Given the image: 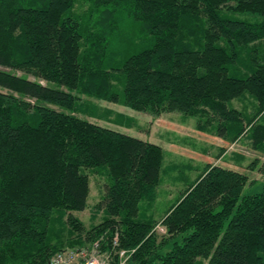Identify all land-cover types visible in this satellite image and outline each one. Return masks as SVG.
Here are the masks:
<instances>
[{"label": "trees", "instance_id": "1", "mask_svg": "<svg viewBox=\"0 0 264 264\" xmlns=\"http://www.w3.org/2000/svg\"><path fill=\"white\" fill-rule=\"evenodd\" d=\"M243 15L264 17V0H0V264H49L115 237L135 251L126 264H264V187L242 196L247 175L207 164L155 220L140 211L158 197L160 146L23 99L83 112L75 92L178 112L201 132L216 122L231 144L251 132L259 148L264 21ZM247 94L258 111L245 123L230 104ZM87 171L108 180L90 229L75 215L88 207Z\"/></svg>", "mask_w": 264, "mask_h": 264}, {"label": "rangeland", "instance_id": "2", "mask_svg": "<svg viewBox=\"0 0 264 264\" xmlns=\"http://www.w3.org/2000/svg\"><path fill=\"white\" fill-rule=\"evenodd\" d=\"M87 10L88 4L78 6L80 13ZM238 18L252 22L264 21V17L252 15H243ZM261 48L264 49V46L261 45ZM0 70L8 71L3 68ZM17 74L21 75L19 72ZM62 90L66 91V89ZM73 94L80 98L83 112H71L47 102L23 99L156 144L164 150L165 160L157 200L154 204L142 202L140 211L142 215H153L155 220L160 221L207 164L218 165L247 175L251 184L244 188L242 196L253 195L263 190L264 144L255 148L251 132L246 133L238 142L231 144L214 133L216 122L208 126L210 129L208 132H205L206 130L201 132L197 127L199 118L196 117H189L178 112H164L159 116H153L123 105L112 104L75 92ZM15 96L21 98L19 95ZM230 106L242 113L243 118L246 119L245 123L253 119L258 111L257 101L248 94L234 100ZM212 120L216 121L217 118L212 115ZM256 123L264 124V114L257 119ZM87 173L91 187L88 207L84 212H77L75 215L84 222L87 229H90L91 225L102 222L103 214L96 212L94 206L100 201L108 180L103 173L92 171ZM156 233L160 240L163 236L167 237L166 229L162 225L156 228Z\"/></svg>", "mask_w": 264, "mask_h": 264}, {"label": "built area", "instance_id": "3", "mask_svg": "<svg viewBox=\"0 0 264 264\" xmlns=\"http://www.w3.org/2000/svg\"><path fill=\"white\" fill-rule=\"evenodd\" d=\"M135 251L120 248V241L115 237L108 248L101 241L92 246L67 248L57 253L49 264H126Z\"/></svg>", "mask_w": 264, "mask_h": 264}]
</instances>
